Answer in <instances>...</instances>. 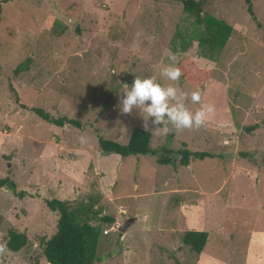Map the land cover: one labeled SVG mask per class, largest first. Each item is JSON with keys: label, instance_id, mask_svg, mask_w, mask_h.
<instances>
[{"label": "rangeland", "instance_id": "374dc122", "mask_svg": "<svg viewBox=\"0 0 264 264\" xmlns=\"http://www.w3.org/2000/svg\"><path fill=\"white\" fill-rule=\"evenodd\" d=\"M250 1L256 20L243 0L202 4L232 27L210 60L196 55L195 41L179 51L177 33L190 35L193 22L176 0H0V177L27 193L0 187V243L9 228L27 237L0 264H48L39 239L54 231L57 213L43 200L73 204L88 194L112 219L101 225L93 264H264V0ZM170 54L210 69L205 82L177 86L200 90L215 112L212 125L173 129L169 141L162 125L147 130L149 146L183 141L219 156L173 167L151 153L101 152L100 138L126 143L134 127L145 129L143 112L121 114L124 85L150 76L171 83L160 78ZM32 106L80 127L49 123ZM134 217L110 253L117 225ZM187 229L207 232L200 253L181 242Z\"/></svg>", "mask_w": 264, "mask_h": 264}, {"label": "trees", "instance_id": "16d2710c", "mask_svg": "<svg viewBox=\"0 0 264 264\" xmlns=\"http://www.w3.org/2000/svg\"><path fill=\"white\" fill-rule=\"evenodd\" d=\"M181 3L182 10L192 19L191 34L184 36L178 34L177 43L179 51H185L192 41L196 42V55L214 60L223 48L232 32V27L223 19L218 18L202 10L205 0H176ZM246 12L252 20H256L250 0H243ZM1 12V4H0ZM29 63V57L24 58L14 68L15 71L25 70ZM183 75L179 81L187 80L192 83L205 82L210 69L196 66L192 56L187 55L178 59L177 65ZM17 101V99H15ZM31 110L41 119L56 126L72 125L80 127V123L64 115L54 117L40 107L32 106ZM205 125H212L207 121ZM256 124L243 126L244 130H252ZM151 133L140 127H134L126 143L100 138L99 150L103 153H116L121 157L127 155H143L151 153L155 155L158 164H169L173 167L187 166L191 158L202 159L204 157L219 156L203 150H191L185 142H179V147L171 148L160 145L158 148L149 146ZM173 136V130L165 135V141ZM240 156L248 153L240 152ZM175 155V158H174ZM264 163V155L261 156ZM5 186L16 197H23L27 193L16 190L13 181L8 176L0 177V187ZM50 211L57 213L54 231L47 238H40L41 253L48 264H93L96 259V246L101 234V225L111 222V217L101 214L102 210L97 205L98 197L91 194L70 204L67 200L49 198L43 200ZM207 239V232L198 229H187L181 242L190 250L200 253ZM27 237L24 232H18L9 228L6 232L4 243L7 249L16 252L25 245Z\"/></svg>", "mask_w": 264, "mask_h": 264}, {"label": "clouds", "instance_id": "9594fccd", "mask_svg": "<svg viewBox=\"0 0 264 264\" xmlns=\"http://www.w3.org/2000/svg\"><path fill=\"white\" fill-rule=\"evenodd\" d=\"M137 36L142 33H137ZM156 39V37H152ZM170 63L160 70V78L171 83L162 84L154 76L135 77L132 85H124L123 96L119 101L121 114L131 115L133 110L146 114L144 119L145 131L163 126L160 130L167 134L171 130L199 129L204 126L215 112V106L202 102V92H183L177 86L183 75L180 67L176 66L178 57L170 54ZM199 104L195 111L187 106V102ZM150 121V124H149ZM171 125V128H169ZM83 139V138H82ZM118 226V225H117ZM7 251L6 243H0V255Z\"/></svg>", "mask_w": 264, "mask_h": 264}, {"label": "water", "instance_id": "95a60500", "mask_svg": "<svg viewBox=\"0 0 264 264\" xmlns=\"http://www.w3.org/2000/svg\"><path fill=\"white\" fill-rule=\"evenodd\" d=\"M132 219H126L125 221H123L122 223H120L118 226H117V229L119 231L118 235L116 236V239L114 241V245H115V248L110 252L112 253L114 250L117 249V244H118V241L120 239V235H121V232L125 229V227L128 226V224L131 222Z\"/></svg>", "mask_w": 264, "mask_h": 264}, {"label": "crops", "instance_id": "0c3cea01", "mask_svg": "<svg viewBox=\"0 0 264 264\" xmlns=\"http://www.w3.org/2000/svg\"><path fill=\"white\" fill-rule=\"evenodd\" d=\"M112 154H115V155L119 156V155H118V154H116V153H112ZM114 167H115V166H113V167L111 168V172H113V170H114ZM101 168H104V169H105V167H104V166H101ZM130 219H133V220H134V219H135V217H134V218H130Z\"/></svg>", "mask_w": 264, "mask_h": 264}, {"label": "built area", "instance_id": "2783aa9c", "mask_svg": "<svg viewBox=\"0 0 264 264\" xmlns=\"http://www.w3.org/2000/svg\"><path fill=\"white\" fill-rule=\"evenodd\" d=\"M109 232V229H103L102 234H107Z\"/></svg>", "mask_w": 264, "mask_h": 264}]
</instances>
